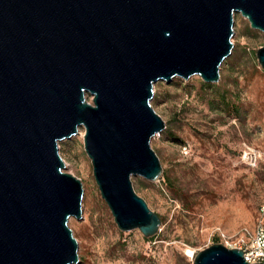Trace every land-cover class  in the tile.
Segmentation results:
<instances>
[{
    "label": "water",
    "instance_id": "water-1",
    "mask_svg": "<svg viewBox=\"0 0 264 264\" xmlns=\"http://www.w3.org/2000/svg\"><path fill=\"white\" fill-rule=\"evenodd\" d=\"M234 13L264 34V0H0V264H79L68 222L82 218L83 188L58 151L79 127L117 228L157 234L131 183L162 175L154 84L217 83ZM256 58L264 70V45ZM192 264L248 263L214 244Z\"/></svg>",
    "mask_w": 264,
    "mask_h": 264
},
{
    "label": "rangeland",
    "instance_id": "rangeland-1",
    "mask_svg": "<svg viewBox=\"0 0 264 264\" xmlns=\"http://www.w3.org/2000/svg\"><path fill=\"white\" fill-rule=\"evenodd\" d=\"M233 20L232 50L217 83L192 76L154 84L150 104L165 129L151 148L162 175L154 182L133 176L131 183L161 220L156 235L117 228L96 186L83 127L58 142L63 171L83 188L82 218L68 222L79 264H192L198 252L225 246L220 233L235 243L248 238L244 229L253 232L264 204V70L256 58L264 34L240 13ZM244 144L262 154L256 168L243 162Z\"/></svg>",
    "mask_w": 264,
    "mask_h": 264
},
{
    "label": "built area",
    "instance_id": "built-area-1",
    "mask_svg": "<svg viewBox=\"0 0 264 264\" xmlns=\"http://www.w3.org/2000/svg\"><path fill=\"white\" fill-rule=\"evenodd\" d=\"M261 159L262 154L258 150L243 145L242 160L247 167L256 168ZM243 232L248 234V238L245 240L241 235L235 243L223 233H220V238L226 248L241 250L248 264H264V204L259 209V221L253 232L250 234L246 229Z\"/></svg>",
    "mask_w": 264,
    "mask_h": 264
},
{
    "label": "bare ground",
    "instance_id": "bare-ground-1",
    "mask_svg": "<svg viewBox=\"0 0 264 264\" xmlns=\"http://www.w3.org/2000/svg\"><path fill=\"white\" fill-rule=\"evenodd\" d=\"M80 128V127H79ZM79 128H78V132H79ZM80 135H82L81 133H79Z\"/></svg>",
    "mask_w": 264,
    "mask_h": 264
}]
</instances>
